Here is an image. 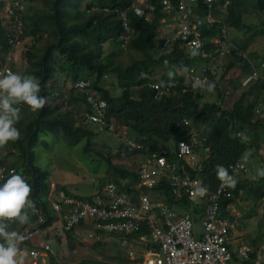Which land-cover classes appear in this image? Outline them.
<instances>
[{"label":"trees","instance_id":"obj_1","mask_svg":"<svg viewBox=\"0 0 264 264\" xmlns=\"http://www.w3.org/2000/svg\"><path fill=\"white\" fill-rule=\"evenodd\" d=\"M4 1L0 0V7L4 5ZM36 1H42L46 6L45 9L39 10L34 7L32 3ZM225 1L219 0L218 7H221ZM229 1L228 16L222 14L220 18L225 20L229 28H241L243 13L240 0ZM25 2V29L31 37L39 36L34 49L38 48V43L44 40V36L49 38L40 55L33 52L27 54L29 63L24 72V74L34 75L40 81L42 89L40 95L47 97L46 86L51 83L50 85L54 88L58 80L63 88L61 92L63 101L65 100L66 89L64 77L60 76L61 71L70 78L72 85L80 79H85L87 75L92 78L93 94L96 98H102L108 102L109 123L114 121L117 130L130 129L146 146L144 151L132 152L121 145L116 153L118 158H133L139 155L149 157L156 152L166 151L174 160H178L179 156L175 149L181 142L187 140V135L192 129L191 127L179 129L177 125L185 119H189L194 125L208 123L211 129L209 146L212 153L210 159L204 163V184L214 190L222 183L216 173L217 166L222 165L228 170L229 176L236 181L233 196L254 202L251 203L255 206L251 214L257 215L256 209L261 202H264V181L259 182L258 185H252L247 175L237 180L229 167L238 161L250 162L249 154L253 150H258L260 141L264 139V123L254 118L256 107L261 101L264 102V93L260 92L262 98L258 100V97L247 107L243 100L238 101L232 109L226 110H222L216 101L204 102V96L194 98L191 95H183L182 71L192 67L202 69L207 61L200 56L190 57L182 43L176 44L171 52L162 50L158 31L166 16L162 11L161 0H151V3L157 7V13L149 22H144L134 15L133 9L138 4L136 0H25ZM172 2L176 3L178 0H172ZM251 7L256 12H264V0H252ZM106 9L110 12H105ZM118 10L128 12L130 26L134 31V38L126 51H123L121 47L123 21L116 13ZM217 35H219L218 26L205 32L204 37L209 50L214 49L212 40ZM7 39V32L0 27V47L9 49ZM107 43H111L108 53L103 49ZM235 44L238 47V44ZM243 49L247 50V46L244 45ZM128 51L137 54V58L125 65L122 55ZM165 58L170 60L169 67L164 65ZM224 59L227 62L224 63L226 69L222 75L220 76L221 72L218 69L222 66L219 65L221 62L217 61H214L215 74H210L211 82L216 85L218 97L223 95L222 80L227 79L228 73L233 69L248 67V63L238 55L237 51H232ZM142 74L150 79L160 80L169 87L177 81L178 86L172 90L171 95L158 99L155 90L148 87L149 79L139 81ZM106 76L116 78L122 91L121 97L112 96L109 90L104 88ZM137 87L141 90L133 96L132 92ZM71 91L72 97L77 98L74 95L78 94L86 101L73 88ZM55 102L58 100L51 98L50 105L45 104L43 109L38 110L31 122L19 126V139L16 142L9 141L3 147L6 150L13 148L17 151L19 161L10 166V169H15V173L22 175L32 186L33 193L30 199L34 202L36 210L41 213L40 215L45 220L48 219L41 228L51 224L55 217L49 210V175L36 165L34 147L40 135L61 133L70 145L78 144L86 139L88 141L86 152L95 137L89 125L78 121L72 110L65 104L57 107L58 104ZM237 129L250 137L249 144L243 143L236 137ZM98 156L105 158L101 153H98ZM5 158L0 155V165L4 164ZM9 176L8 172L0 184L4 183ZM108 182L112 181L102 180L100 184L104 185ZM113 182L134 199H137L140 193H149L147 189L137 187L139 176L138 170L135 169L120 170ZM153 193L157 195L156 202H165L168 206L181 211L195 208L187 199L177 200L171 193L166 180ZM233 203L235 199L224 202L223 212L228 214L226 208ZM237 208L241 210L239 206ZM31 214L30 212L31 218L35 216ZM35 218L37 223L39 218L38 216ZM231 221L234 219L231 218ZM51 264L59 263L52 259ZM80 264L100 263L82 261Z\"/></svg>","mask_w":264,"mask_h":264},{"label":"built area","instance_id":"obj_2","mask_svg":"<svg viewBox=\"0 0 264 264\" xmlns=\"http://www.w3.org/2000/svg\"><path fill=\"white\" fill-rule=\"evenodd\" d=\"M136 1L138 4L133 9L134 15L149 22L157 13V7L151 0ZM218 1L178 0L173 3L172 0H161L162 11L166 16L158 31L162 50L171 52L176 44L182 43L190 57H194L191 53L196 50L198 55L195 56L207 61L202 69L192 67L188 71H182L183 95L194 98L204 96L206 88L194 89L193 83L197 78L211 82L210 74H215L216 69L214 61L220 62L232 51L238 52L252 72L243 85L255 82L264 86V57L255 62L247 51L241 50L229 38L230 28L220 15L228 16L230 1L226 0L221 7H218ZM104 11L110 12L108 9ZM25 13V0H5L0 7V27L8 34L9 47H0V70L7 67L20 74L16 53L28 52L37 44L39 36L30 37L25 29ZM116 13L123 21L121 47L127 50L134 38V31L130 26L128 12L118 10ZM214 26H218L219 35L212 40L214 49L209 50L204 34ZM164 65L169 67V58L164 59ZM145 79L150 80L148 87L155 90L158 99L171 95L172 90L178 86L177 81L169 87L145 74L141 75L139 81ZM73 90L86 99L88 111L83 117L87 122L97 125L100 131L118 134L116 123H109L107 120L108 102L95 97L89 79L78 80L73 84ZM222 104L223 102L218 103L225 110ZM17 106L21 110L20 114L23 113L24 104ZM254 118L264 123V102L256 107ZM177 127L192 129L187 140L175 149L178 160H174L166 151L146 156L147 162L138 168L137 187L153 193L166 180L177 200L187 199L195 208L179 213L181 210L170 207L165 202L152 201L148 193H140L134 199L114 182L99 184L94 196L88 199L76 197L63 188L56 189L53 186V209L64 215V231L76 232L83 245L90 248H94L100 240L98 233L119 237L122 249L134 264H233L235 261V264H264V234L255 240L249 235L235 239L237 231L230 218L240 217L237 207L242 205V198L233 196L236 181L234 186H222L221 183L214 190L204 184V163L212 153L208 123L194 125L189 119H185ZM236 137L243 143H250V137L242 130L237 129ZM122 141L129 151L146 149L142 140H134L125 135ZM259 145L258 153L264 162V139ZM3 150L0 147V155ZM3 165H0V182L4 181L8 172L10 175L15 172L9 167L2 170ZM229 170L239 180L249 173L248 165L243 161L230 165ZM201 186L207 188V194L194 198L191 193ZM229 199H235V203L227 206L226 214L223 212V203ZM44 222V217L39 216L36 224L21 232L27 237L20 245L22 252L27 253L25 264H45V255L53 254L48 243L36 240L42 234L41 226ZM199 222L202 223V229L196 234ZM85 223L93 224V229L82 228Z\"/></svg>","mask_w":264,"mask_h":264},{"label":"rangeland","instance_id":"obj_3","mask_svg":"<svg viewBox=\"0 0 264 264\" xmlns=\"http://www.w3.org/2000/svg\"><path fill=\"white\" fill-rule=\"evenodd\" d=\"M252 0H240L241 10L243 13V26L241 28L230 27L229 29V38L238 44V47L243 51L250 52L251 46L257 49L261 47L263 49L264 54V12H256L251 7ZM32 5L39 10L45 9V4L42 1H36L32 3ZM237 9V7H236ZM49 38L44 36V40L38 43V48L33 52L37 55L41 54L42 48L44 49L46 45V41ZM251 44V45H250ZM247 46V50L243 49V46ZM105 52L108 53V45L105 44L103 46ZM249 49V50H248ZM38 50V53L36 52ZM126 51V50H123ZM250 54V53H249ZM264 56L258 58L261 59ZM137 58V54L134 52H125L122 55V61L126 65L127 63L135 60ZM257 58L254 59L255 62L258 61ZM222 65L223 60H219ZM28 63V62H27ZM28 66L24 65V69ZM22 71H25V70ZM220 76L223 71L226 69L225 66H220L219 68ZM252 74L251 71L248 72V67L241 69H233L228 75L227 79L222 80L223 86L229 90L230 94L228 98L218 97L216 90L212 92H208L205 90L204 92V102H223V106L226 109H232L238 101L244 100V105L247 107L254 100H260L262 97L261 93H264V88H262L261 84L250 83L247 86H244V80L247 78V74ZM60 76L64 77V87H65V100L63 101V96L61 92L63 90L61 83L57 80L54 88H52L51 83L46 86L47 89V103L50 105L51 98L57 99L58 102H55L57 107H61L63 104L67 106V108H73L71 103L72 100V82L70 78L64 75V72H60ZM219 76V77H220ZM90 81L93 79L88 77ZM103 86L109 89V92L114 97H121L122 91L118 86V82L115 77L106 76ZM133 96L137 95L136 91L132 92ZM62 97V99L60 98ZM262 103V101L260 102ZM54 104V105H55ZM64 110V109H63ZM37 111H32L30 107L27 108L28 116H33ZM27 120V119H26ZM32 121V120H30ZM89 129L93 132L95 137L91 143V147L87 151L88 141L83 139L80 143L75 145H70L67 143L61 133H48L40 135V139L36 146L34 147V152L36 155V165L41 170L45 171L49 175V183L50 178L52 176L53 180L57 182V184H62L68 188L69 191L73 192L77 196L90 198L94 196L96 191V186H99L101 180L107 181H115L117 174L122 169H135L137 170L140 165L147 162V157L145 155L136 156L133 158H118L116 156L117 150L121 145H123L122 138H125V132L128 131L127 137L130 138H138V136L133 133L130 129H119L118 134H110L103 131H100L99 127L95 124L90 123ZM130 131V132H129ZM124 136V137H123ZM139 139V138H138ZM173 150L174 147L172 146ZM98 153H101L105 156L102 159L98 156ZM250 162H247L249 173L247 177L250 178L252 185H258L259 182L264 181V176L259 175L261 170H264V163L261 160L258 150H253L249 154ZM2 156H5V162L3 165V169H7L10 166L15 165L19 161V156L17 155V151L13 148L3 150ZM15 170V169H14ZM16 171V170H15ZM242 178H240L241 180ZM149 197L152 201L155 202L157 195L155 193L149 192ZM242 205L239 207L241 210L237 208V211L240 213V230H243V227L247 229L248 232L253 233L255 231H263V221H264V211L261 210V207L264 203L261 202L259 208L256 209L257 215H252L251 212L254 210L253 207L254 202L249 200L241 199ZM184 211H179V213H183ZM262 223V224H261ZM263 228V229H262ZM202 229V223L199 222L196 225L195 233H200ZM259 231V232H260ZM264 233H262L263 235ZM95 251V250H94ZM87 252V251H86ZM92 254V253H91ZM90 255V254H89ZM104 256L103 261H98L102 264H114L120 263L122 259L124 260L126 256V252L122 249L120 242H113L109 251L102 252ZM84 258V259H83ZM94 260L93 257L87 258V256H80L78 258L72 257L73 263L80 264L82 260ZM70 258L68 259L69 263H72ZM81 260V261H80ZM236 261L233 263L235 264ZM124 264H131L125 262ZM133 264V263H132Z\"/></svg>","mask_w":264,"mask_h":264},{"label":"clouds","instance_id":"obj_4","mask_svg":"<svg viewBox=\"0 0 264 264\" xmlns=\"http://www.w3.org/2000/svg\"><path fill=\"white\" fill-rule=\"evenodd\" d=\"M191 54L198 55V51L193 50ZM184 70L188 71L187 68ZM169 75L171 76V73ZM193 88H206L208 92H214L216 85L206 79L202 81L197 78ZM41 91V83L34 75H21L7 67L0 70V147L20 137V131L15 126L21 111L17 105L25 104L34 112L45 107L47 97L40 95ZM216 173L217 178L222 181V186L235 185V180L222 165L217 166ZM259 175L264 176V170H261ZM32 193V186L22 175L15 172L0 184V264H25L27 253L22 252L20 245L27 237L19 231L10 230L9 222L20 225L31 222L30 212L34 214L36 211L35 204L30 199ZM206 194L207 188L202 186L191 193L194 198Z\"/></svg>","mask_w":264,"mask_h":264},{"label":"crops","instance_id":"obj_5","mask_svg":"<svg viewBox=\"0 0 264 264\" xmlns=\"http://www.w3.org/2000/svg\"><path fill=\"white\" fill-rule=\"evenodd\" d=\"M2 29H4V28H2ZM27 33L31 37V35L29 34L28 31H27ZM28 39H30V38L28 37ZM107 45H108V51H109L111 43H107ZM247 48H248V45H247ZM251 48L252 49H250L249 53H250L251 57H253L252 59H255V58L258 59V58L264 56V54L262 52L263 49H261V47H258L257 49H255V47L251 46ZM33 51L34 50H30V51L22 53V54H21V52L16 53L15 59H16L18 67H20V72H19L20 74L23 75L24 72H26L28 67L26 69H24V65L28 66V63H29V59H28L27 54L29 52H33ZM36 52L38 53V50ZM226 62H227L226 59H224L222 61V66H224V63H226ZM21 69L22 70L24 69L25 71H22ZM248 72H249V70H248ZM249 75L250 74L248 73L247 77ZM85 77H86L85 79H88L87 78L88 75L85 76ZM154 80L157 81V79H154ZM246 80H247V78L244 80V83H245ZM104 88L108 89L107 87H104ZM222 89L224 91L222 96L226 95L224 98L225 99L228 98L229 94H230L229 90H227L226 88L224 89L223 86H222ZM140 90H141V88H138V87L134 89V91H136V92H138ZM212 93H216V92H212ZM74 96H77V98L72 97L71 103L73 105V108L71 107L70 110L73 111V113L75 114V117H76V119L78 121L80 120L83 123L89 125L90 123L87 122L84 119V117H83V115L88 111V106L86 104V101L81 99L78 94H75ZM27 108H28V106L24 104V111H23V113L20 114V119L17 122V124L15 125V126H17V128H19V126L21 124L27 123V122L29 123V122H31L30 120L34 119L36 114L33 115V116H29L30 119L27 118V116H28ZM224 109L226 110V108H224ZM127 134H129L128 131L125 132V135H127ZM132 139L141 140V139H138V138H136V139L132 138ZM13 142H16V141H13ZM5 150L6 149L4 148V151ZM237 180H239V179H237ZM49 184H50V191H49L50 208H49V210L52 211V213H53V215L55 217V220L51 224H47L45 227H42L41 236L36 238V240H38V241H44V242L48 243L53 249V254L45 255V258H44L45 264H51V260L52 259H54L55 262H57L59 264H77V263H73V260H71V258L72 257L78 258L80 256H85V257L87 256V258L93 257V259H94V260H83L84 259L83 258V259H81L82 261H94V262H98L100 260L103 261L102 259H104V256L102 255V252L104 253L105 251L106 252L109 251L113 242H119V237H116L114 235L105 234V233H98V235L100 237V240L97 242V244H96V246L94 248H90V247H87V246L83 245V243L77 237V233L76 232H72V233L65 232L64 229H63V226H64V215L56 213L54 211V209H53V202H54L55 193L53 192V188L52 187L55 186L56 189L63 188L65 190H67L71 195H74V196L79 197V198H86V199H88V198L75 195L73 192L69 191L66 186H64L62 184H57V182H55L53 180L52 176L50 178V183ZM262 206H260V207H262ZM261 210L264 211V208L263 209L261 208ZM39 214H41V213L38 210H36L34 214H31V215H35V216H33L31 218V222L29 224H27V225H20L18 223L9 222V223H12V224H9V229L21 232V231L25 230L26 228L34 225L36 223V221H37L36 220L37 218H35V217H37ZM39 216H42V215H39ZM39 216H38V218H39ZM233 219H234V221H231V218H230V221H231V223L233 224V226L235 227V229L237 231V236L235 237V239H238L239 237H243L244 235H249L250 237L254 238V240H255V238L256 239H260V237L262 236V233H264V230L263 231L258 230V231H255L253 233H250V232L247 231V229L245 227H243V230L241 231L240 230L241 228L239 227L240 224H241L240 217L239 218H233ZM47 221H48V219L46 218L44 224L47 223ZM263 226H264V224H263ZM82 228H84V229H88V228L89 229H93V224L85 223V224L82 225ZM255 243H256V241H255ZM69 258L72 261V263H69V261H68ZM125 262H127V263L131 262V264L132 263L134 264V262L129 259L127 254H126L124 260L122 259V261L120 263L114 262V264H124ZM100 264H102V263H100Z\"/></svg>","mask_w":264,"mask_h":264}]
</instances>
